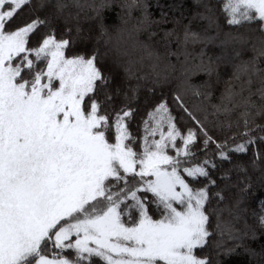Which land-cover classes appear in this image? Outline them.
<instances>
[{"label":"snow or ice","instance_id":"6c2138e0","mask_svg":"<svg viewBox=\"0 0 264 264\" xmlns=\"http://www.w3.org/2000/svg\"><path fill=\"white\" fill-rule=\"evenodd\" d=\"M218 3L0 0V264H264V0Z\"/></svg>","mask_w":264,"mask_h":264},{"label":"trees","instance_id":"16d2710c","mask_svg":"<svg viewBox=\"0 0 264 264\" xmlns=\"http://www.w3.org/2000/svg\"><path fill=\"white\" fill-rule=\"evenodd\" d=\"M151 3H155V0H150ZM177 3V0H159V4L162 6L161 7H155V8H150V11H153L154 12V15L155 16H159V13L161 10L163 11H168L169 14H171L170 12V6ZM218 9H219V14L221 16L224 15L223 11H222V0H219V3H218ZM117 22L116 20V14L114 12L112 13H109L108 16H107V19H106V23L111 25V24H115ZM244 159H247V157H244ZM225 167H227V165H225ZM264 194H261V193H257V198L259 199L260 196H262ZM262 241H264V238H262ZM256 244L253 242V247H255Z\"/></svg>","mask_w":264,"mask_h":264}]
</instances>
